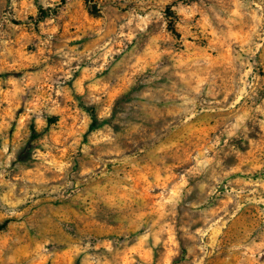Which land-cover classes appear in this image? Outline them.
<instances>
[{
  "label": "rangeland",
  "instance_id": "obj_1",
  "mask_svg": "<svg viewBox=\"0 0 264 264\" xmlns=\"http://www.w3.org/2000/svg\"><path fill=\"white\" fill-rule=\"evenodd\" d=\"M6 220L0 264H264V0H0Z\"/></svg>",
  "mask_w": 264,
  "mask_h": 264
},
{
  "label": "trees",
  "instance_id": "obj_2",
  "mask_svg": "<svg viewBox=\"0 0 264 264\" xmlns=\"http://www.w3.org/2000/svg\"><path fill=\"white\" fill-rule=\"evenodd\" d=\"M87 1H90V0H87ZM93 10H97V6L96 5H93L92 7ZM8 224V220L4 221L3 223L0 224V230L5 228Z\"/></svg>",
  "mask_w": 264,
  "mask_h": 264
}]
</instances>
